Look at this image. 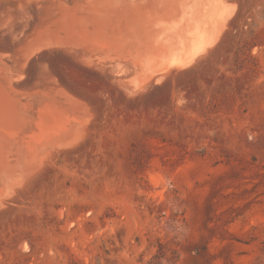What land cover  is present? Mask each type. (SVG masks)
I'll use <instances>...</instances> for the list:
<instances>
[{
  "label": "rangeland",
  "instance_id": "obj_1",
  "mask_svg": "<svg viewBox=\"0 0 264 264\" xmlns=\"http://www.w3.org/2000/svg\"><path fill=\"white\" fill-rule=\"evenodd\" d=\"M181 1L0 0V264H264V0Z\"/></svg>",
  "mask_w": 264,
  "mask_h": 264
},
{
  "label": "bare ground",
  "instance_id": "obj_2",
  "mask_svg": "<svg viewBox=\"0 0 264 264\" xmlns=\"http://www.w3.org/2000/svg\"><path fill=\"white\" fill-rule=\"evenodd\" d=\"M77 1L79 2L80 0H77ZM115 1H117V0H115ZM163 1H165V0H163ZM178 1H179V0H178ZM182 1H184V0H182ZM182 1H181V2H182ZM185 1H187V0H185ZM118 2H119V0H118ZM149 2H150V1H149ZM167 2H168V1H167ZM167 2H166V3H167ZM82 3H83V1H82ZM119 3H121V1H120ZM119 3H118V4H119ZM152 3H157V2H156V0H155V2H152ZM177 3L180 5L179 2H177ZM182 3H183L184 6H185V3H184V2H182ZM182 3H181V4H182ZM114 4H115V3H114ZM170 4H171V3H170ZM183 4H182V5H183ZM81 5H82V4H81ZM119 5H120V4H119ZM155 5H156V4H155ZM158 5H159V2H158V4H157V6H158ZM164 5H165V4H163V9H164ZM175 5H176V7H177V4H175ZM175 5H174V7H175ZM179 5H178V7H179ZM64 6H65V5H64ZM111 6H113V5H111ZM111 6H110V7H111ZM114 6H115V5H114ZM116 6H117V5H116ZM132 6H133V5H132ZM132 6H131V8H132ZM152 6H153V5H152ZM161 6H162V5H161ZM167 6H168V5H167ZM215 6H216V5H215ZM62 7H63V6H62ZM79 7H80V5H79ZM93 7H95V6H93ZM103 7H104V6H103ZM107 7H108V6H107ZM107 7H106V8H107ZM118 7H119V6H118ZM124 7H125V6H124ZM138 7L141 8V6H138ZM138 7H137V8H138ZM148 7H149V6H148ZM155 7H156V6H155ZM158 7H159V6H158ZM158 7H157V10H159V9L161 8V7H160V8L158 9ZM172 7H173V5H172ZM180 7H181V5H180ZM185 7H186V6H185ZM185 7H184V8H185ZM202 7H203V6H202ZM213 7H214V6H213ZM80 8H81V7H80ZM82 8H83V6H82ZM84 8H85V7H84ZM104 8H105V7H104ZM112 8H113V7H112ZM182 8H183V7H182ZM206 8H207V7H206ZM143 9H144V8H143ZM155 9H156V8H155ZM161 9H162V8H161ZM161 9H160V12H162ZM163 9H162V10H163ZM177 9H178V8H177ZM212 9H213V8H212ZM10 10H11V9H10ZM165 10H166V9H165ZM165 10H163V11H165ZM186 10H187V9H186ZM80 11H81V10H80ZM205 11H206V10H205ZM150 12H151V11H150ZM155 12H156V11H155ZM160 12H157V13H160ZM185 12H186V11H185ZM17 13H18V12H17ZM165 13H166V15L168 16L167 12H164V14H165ZM7 14H8V13H7ZM10 14H12V13H10ZM171 14H172V12H171ZM181 14H182V13H181ZM14 15H15V14H14ZM184 15H185V14H183V16H184ZM188 15H189V13L187 14V16H188ZM195 15H196V14H195ZM11 16H12V15H11ZM65 16H66V15H65ZM175 16H176V15H175ZM183 16H180V18L183 17ZM211 16H212V15H211ZM17 17H18V16H17ZM20 17H21V16H20ZM133 17H134V16H133ZM157 17H158V16H156V18H157ZM161 17H162V20H163V16H162V15H161ZM161 17H159V18L161 19ZM165 17H166V16H165ZM184 17H185V16H184ZM184 17H183V18H184ZM189 17H191V16H189ZM214 17H215V16H214ZM214 17H213V18H214ZM224 17H225V16H224ZM21 18H22V17H21ZM21 18H20V19H21ZM153 18H154V17H153ZM210 18H212V17H210ZM210 18H209V21H213V20L210 19ZM8 19H9V18H8ZM14 19H15V18H14ZM22 19H23V18H22ZM145 19H146V18H145ZM167 19L169 20V18H167ZM172 19H173V18H172ZM192 19H193V18H192ZM198 19H201V18H198ZM198 19H197V20H198ZM203 19H204V18H203ZM226 19H227V18H226ZM6 20H7V19H6ZM16 20H17V19H16ZM136 20H137V19H136ZM141 20H142V19H141ZM154 20H155V19H154ZM168 20H167V21H168ZM177 20H178V19H177ZM177 20H176V21H177ZM179 20H180V19H179ZM188 20H189V19H188ZM10 21H12V20H10ZM163 21H164V20H163ZM170 21H171V20H170ZM186 21H187V20H186ZM200 21H201V20H200ZM200 21H199V22H200ZM204 21H205V20H204ZM204 21H203V22H204ZM3 22H4V21H3ZM19 22H20V21H19ZM151 22H152V21H151ZM155 22H156V21H155ZM171 22H174V21H171ZM179 22H180V21H179ZM187 22H188V21H187ZM199 22L196 21V24H198ZM4 23H5V22H4ZM8 23H9V20H8ZM53 23H54V22H52V23L46 28V30L54 29V25H53ZM80 23H81V22H80ZM167 23H168V22H167ZM180 23H182V21H181ZM194 23H195V22H194ZM206 23L209 24V22H206ZM1 24H2V23H1ZM5 24H6V23H5ZM9 24H10V23H9ZM155 24L157 25V23H155ZM170 24H171V23H170ZM192 24H193V23H192ZM200 24H201V22H200ZM200 24H198V25H200ZM203 24H205V22H204ZM212 24H213V23H212ZM212 24H210V25H212ZM225 24H226V23H225ZM44 25H45V24H44ZM55 25H56V24H55ZM61 25H62V22H61ZM78 25H79V24H78ZM152 25H153V24H152ZM152 25H150V26H152ZM166 25H167V24H166ZM166 25H165V27H166ZM174 25H175V24H174ZM176 25L178 26L179 24L176 23ZM181 25H182V24H181ZM189 25H190V24H188V26H189ZM1 26H2V25H1ZM24 26H25V25H24ZM24 26H23V27H24ZM62 26H63V25H62ZM154 26H155V25H154ZM167 26L169 27V25H167ZM182 26H183V25H182ZM182 26H181V27H182ZM190 26H191V25H190ZM203 26H204V27H203ZM205 26H206V25H202L203 28H205ZM26 27H27V26H26ZM39 27H40V26H39ZM66 27H67V26H66ZM70 27H71V26H70ZM70 27H69V28H70ZM155 27H156V26H155ZM172 27H173V26H172ZM172 27L170 26L169 28H171V30L174 31V29H173ZM183 27H184V26H183ZM207 27L210 28V26H208V25H207ZM207 27H206V29H207ZM217 27H218V26H217ZM3 28H4V27H3ZM40 28H41V27H40ZM103 28L106 29L105 26H104ZM103 28H102V29H103ZM108 28H109V27H108ZM166 28H167V27H166ZM192 28H193V27H192ZM192 28H191V29H192ZM194 28H195V27H194ZM209 28H208V29H209ZM211 28H212V27H211ZM211 28H210V29H211ZM14 29H15V28H14ZM14 29H13V30H14ZM135 29H136V28H135ZM150 29H151V28H150ZM153 29H154V28H153ZM160 29H161V28H160ZM208 29H207V30H208ZM210 29H209V30H210ZM222 29H223V28H222ZM0 30H1V29H0ZM13 30H12V31H13ZM21 30H23V29H21ZM39 30H40V29H39ZM67 30H68V29H67ZM126 30H127V28H126ZM162 30H163V29H162ZM162 30H161V32H162ZM168 30H169V29H168ZM171 30H169V31H171ZM175 30H176V28H175ZM209 30H208V33L211 32V31H209ZM16 31H17V30H16ZM16 31H15V32H16ZM18 31H19V30H18ZM35 31H36V30H35ZM49 31H50V30H49ZM92 31H93V30H92ZM146 31H147V30H146ZM152 31H153V30H152ZM192 31H194V29H193ZM203 31H204V30H203ZM203 31H202V32H203ZM15 32H14V33H15ZM42 32H43V31H42ZM50 32H52V30H51ZM97 32H98V31H97ZM136 32H137V31H136ZM140 32H141V31H140ZM174 32L176 33V31H174ZM174 32H173L172 34H175ZM199 32H201V31H199ZM202 32H201V33H202ZM221 32H222V31H221ZM16 33H17V32H16ZM24 33H26V32H24ZM37 33H38V32H37ZM54 33H55V32H54ZM54 33H53V34H54ZM59 33H60V32H59ZM85 33H86V32H85ZM95 33H96V32H95ZM95 33H94V34H95ZM125 33H127V32H125ZM177 33H178V32H177ZM182 33H183V32H182ZM192 33H193V32H192ZM206 33H207V32H206ZM9 34H11V31H10ZM12 34H13V33H12ZM17 34H18V33H17ZM17 34H16V35H17ZM56 34H57V33H56ZM71 34H72V33H71ZM71 34H70V35H71ZM81 34H84V32L81 33ZM135 34H136V33H135ZM135 34H134V35H135ZM141 34H143V33L141 32ZM152 34H153V33H152ZM152 34L150 33V35H152ZM161 34H162V33H160V35H161ZM170 34H171V33H170ZM170 34H169V36H170ZM179 34H180V32H179ZM199 34H200V33H199ZM202 34H203V33H202ZM3 35H4V34H3ZM21 35L23 36L24 34L22 33ZM51 35H52V33H51ZM51 35H50V36H51ZM59 35H60V34H59ZM74 35H76V34H74ZM114 35H115V34H114ZM114 35H113V36H114ZM144 35H145V34H144ZM153 35H154V34H153ZM153 35H152V36H153ZM155 35H156V34H155ZM175 35H176V34H175ZM189 35H190V34H189ZM189 35H188V36H189ZM205 35H206V34H205ZM207 35L209 36V34H207ZM10 36H11V35H10ZM56 36H57V35H56ZM120 36H121V35H120ZM136 36H137V35H136ZM148 36H149V34H148ZM162 36H163V35H162ZM162 36H160V37H162ZM173 36H174V35H173ZM173 36H172V38H173ZM179 36H180V35H179ZM191 36H192V35H190V37H191ZM210 36H211V35H210ZM36 37H37V38H35V39L38 40L39 36H36ZM75 37H76V36H75ZM98 37H99V35H98ZM128 37H129V34H128ZM142 37H143V36H142ZM153 37H155V36H153ZM163 37H164V36H163ZM176 37H177V35H176ZM186 37H187V36H186ZM203 37H205V36H203ZM9 38H11V37H9ZM12 38H13V37H12ZM12 38H11V39H12ZM51 38H52V37H51ZM66 38H67V37H66ZM69 38H70V37H69ZM71 38H72V37H71ZM79 38L82 39V37H78L77 39H79ZM95 38H96V36H95ZM113 38H114V37H113ZM119 38H120V37H119ZM157 38H158V37H157ZM164 38H165V37H164ZM180 38H181V37H180ZM182 38H183V37H182ZM184 38H185V37H184ZM206 38H207V37H206ZM25 39H26V38H25ZM39 39L44 40V34H43V33L40 34V38H39ZM49 39H50V38H49ZM67 39H68V38H67ZM84 39H85V38H84ZM110 39H111V37H110ZM129 39H130V38H129ZM138 39H139V38H138ZM150 39H151V38H150ZM152 39H154V38H152ZM152 39L150 40V41H151L150 43L153 44ZM160 39H161V38H160ZM162 39H163V38H162ZM165 39H166V38H165ZM187 39H188V37H187ZM13 40L17 42L16 38L14 37V39L11 40V41H12V44H13ZM21 40H22V37H21ZM27 40H28V39H27ZM32 40H33V38H32ZM70 40H71V39H70ZM93 40H94V39H93ZM93 40H92V41H93ZM99 40H100V39H99ZM125 40H127V39H125ZM135 40H136V37H135ZM135 40H134V42H135ZM148 40H149V39H148ZM173 40H174V38H173ZM173 40L171 41L172 44H173V43H176V42H173ZM178 40H179V39H178ZM193 40H194V38H193ZM199 40H200V39H199ZM204 40H205V39H204ZM23 41H24V40H23ZM30 41H31V40H30ZM38 41H39V40H38ZM51 41H52V40H51ZM54 41H55V40H54ZM75 41H76V39H75ZM94 41H96V40H94ZM131 41H133V40H130V42H131ZM146 41H147V39H146ZM146 41H144V42H146ZM153 41H155V40H153ZM176 41H177V40H176ZM180 41H181V39H180ZM44 42H45V41H44ZM49 42H50V41H49ZM100 42H101V41H100ZM125 42H126V41H125ZM125 42H122V43H125ZM128 42H129V41H128ZM155 42H156V41H155ZM157 42H159V38H158V41H157ZM157 42H156V46H157V44H159V43L161 42V40H160L159 43H157ZM165 42H166V41L164 40V43H165ZM196 42H198V40H197ZM201 42H202V41H201ZM19 43H20V41H19ZM19 43H18V44H19ZM21 43H22V42H21ZM27 43H28V42H27ZM30 43H31V42H30ZM30 43H28V44H30ZM33 43H34V42H33ZM38 43H39V42H38ZM45 43H47V42H45ZM58 43H60V42H58ZM83 43H84V42H83ZM109 43H110V42H109ZM115 43H117V41H116ZM132 43H133V42H132ZM137 43H138V42H137ZM139 43H142V42L139 41ZM139 43H138V46H139ZM146 43H147V42H146ZM161 43H162V42H161ZM193 43H194V42H193ZM16 44H17V43H16ZM23 44H24V43H23ZM28 44H26V45H28ZM31 44H32V43H31ZM39 44H40V43H39ZM52 44H53V43H52ZM61 44H62V43H61ZM70 44L72 45L71 42H70ZM95 44H96V43H95ZM127 44H128V43H127ZM142 44H143V43H142ZM154 44H155V43H154ZM162 44H163V43H162ZM13 45H14V44H13ZM19 45H20V44H19ZM26 45H25V46H26ZM34 45H35V44H34ZM34 45H33V46H34ZM46 45H47V44H46ZM48 45H50V43H49ZM54 45H55V43H54ZM67 45L69 46V44H66V47H68ZM101 45H102V44H101ZM118 45H119V44H118ZM135 45H136V44H135ZM149 45H150V44H149ZM164 45H165V44H163V46L161 45V50L159 49L160 52H159V51H156V48H157V47L155 48V45H154V47H153L154 49H153V48H152V49L155 50L156 53L158 52V53L160 54V53L163 51V49L166 48V47H165V48L162 49V47H164ZM197 45H198V43H197ZM17 46H18V45H17ZM25 46H24V47H25ZM51 46H52V45H51ZM64 46H65V44H64ZM73 46H74V44H73ZM131 46H132V44H131ZM140 46H141V45H140ZM140 46H139V47H140ZM165 46H166V45H165ZM189 46H190V45H189ZM193 46H194V45H193ZM39 47H40V46H39ZM41 47H42V46H41ZM41 47H40V50H41ZM71 47H72V46H71ZM117 47L121 48L120 45L117 46ZM129 47H130V46H129ZM191 47H192V45H191ZM201 47H202V46H200V49H201ZM16 48H17V47H16ZM18 48H20V47H18ZM27 48H28V47H27ZM47 48H48V47H47ZM69 48H70V47H69ZM122 48H123V46H122ZM122 48H121V49H122ZM136 48H137V47H136ZM150 48H151V47H150ZM158 48H160L159 45H158ZM177 48H178V47H177ZM209 48H210V47H208L207 49H209ZM21 49L23 50L24 48L21 47ZM25 49H26V48H25ZM25 49H24V50H25ZM31 49H32V47H31ZM31 49L28 48V51H29V52H28L27 50H25V51L28 52V53H26V54H28V55H29V54H30V55L33 54V53H32L33 51H30ZM37 49H39V48H37ZM51 49H52V48H51ZM117 49H118V48H117ZM123 49H124V48H123ZM22 50H21V51H22ZM24 50H23V51H24ZM40 50H37V51H40ZM63 50L65 51V49H63ZM118 50H120V49H118ZM147 50H148V49H147ZM147 50L145 51L146 53H147ZM167 50H168V49H167ZM179 50H180V49H179ZM18 51H20V50H18ZM25 51H24V52H25ZM67 51H68V50H67ZM73 51H74V50H73ZM120 51H121V50H120ZM122 51H123V50H122ZM177 51H178V50H177ZM60 52H61V51H60ZM77 52H78V51H77ZM77 52H76V53H77ZM125 52H126V51H125ZM130 52L132 53L131 50H130ZM138 52H143V51H138ZM178 52H179V51H178ZM182 52H183V50H182ZM184 52H185V51H184ZM194 52H195V51H194ZM194 52H193L192 54H194ZM14 53H18V52H14ZM35 53H36V50H35ZM35 53H34V55H35ZM49 53H50V52H49ZM151 53H152V52H151ZM154 53H155V52H154ZM167 53H168V51H167ZM196 53H197V52H195V54H196ZM26 54H25V55H26ZM37 54H38V53H37ZM41 54H42V53H41ZM69 54H70V53H68V55H69ZM71 54H72V53H71ZM85 54H86V53H85ZM144 54H145V53H144ZM144 54H143V55H144ZM159 54H157V55L160 56L162 53H161L160 55H159ZM163 54H164V55H167V54H165V53H163ZM163 54H162V55H163ZM176 54H177V52H176ZM181 54H182V53H181ZM189 54H190V53H189ZM189 54H188V55H189ZM3 55H4V54H3ZM8 55H9V54H8ZM21 55H22V52H21ZM30 55L28 56L29 59H30ZM62 55L65 56L64 54H62ZM86 55H87V54H86ZM153 55L156 56V54H153V53H152L151 56L153 57ZM168 55H169V54H168ZM172 55H173V54H172ZM172 55H171V57L173 58ZM188 55H187V57H188ZM18 56H19V54H18ZM23 56H24V55H22V57H23ZM31 56H32V55H31ZM35 56H36V55H35ZM82 56H83V54H82ZM84 56H85V55H84ZM126 56H127V55H126ZM133 56H135V55H132V57H133ZM146 56H147V55H146ZM24 57H25V56H24ZM28 57H27V58H28ZM72 57H73V56H72ZM130 57H131V56L129 55V58H130ZM142 57H143V56H142ZM167 57H168V56H167ZM171 57H170V59H171ZM177 57H178V56H177ZM12 58H13V57H12ZM15 58H17V57H15ZM15 58H14V59H15ZM68 58H69V57H68ZM119 58H120V56H119ZM126 58H128V56H127ZM135 58H136V56H135ZM138 58L140 59L139 56H138ZM146 58H147V57H146ZM146 58L144 57L145 60H146ZM149 58H150V57H149ZM155 58H156V57H155ZM155 58H153L152 62L154 61ZM165 58H166V57H165ZM185 58H186V57H185ZM185 58H184V59H185ZM2 59H3V58H2ZM2 59H1V60H2ZM21 59H22V58H21ZM79 59H81V58H79ZM117 59H118V58H117ZM121 59H122V58H121ZM136 59H137V58H136ZM139 59H137V60L140 62L141 60H139ZM157 59H159V57H158ZM196 59H197V58H196ZM196 59H194V61H195ZM19 60H20V59H19ZM23 60H24V58H23ZM23 60H22V61H23ZM26 60H27V59H26ZM69 60H70V59H69ZM72 60H73V59H72ZM97 60H98V59H97ZM100 60H101V59H99V61H100ZM123 60H124V59H123ZM127 60H129V59H126V61H127ZM145 60H144V61H145ZM150 60H151V59H150ZM181 60H182V59H181ZM2 61H3V60H2ZM24 61H25V60H24ZM24 61H23V62H24ZM73 61H74V60H73ZM82 61H83V60H82ZM117 61H118V60H117ZM26 62H28V60H27ZM76 62H77V61H76ZM87 62H88V61H87ZM112 62H113V61H112ZM124 62H125V61H124ZM139 62H138L137 64L139 65V67H141V63L139 64ZM146 62H147V60H146ZM146 62H144V65H145ZM152 62H151V63H152ZM155 62H158V61H155ZM155 62H154V64H155ZM159 62H160V61H159ZM159 62H158V63H159ZM164 62H166V61H164ZM197 62H198V61H197ZM16 63H17V61H16ZM16 63H14V64H16ZM18 63H19V62H18ZM18 63H17V64H18ZM21 63H22V62H21ZM78 63H79V62H78ZM93 63H94V62H93ZM95 63H96V62H95ZM97 63H98V62H97ZM100 63H102V62H100ZM100 63H99V64H100ZM125 63H127V62H125ZM125 63H123V66H122V65H121L122 62H121L120 65H121L122 67L125 68V66H127V65H124ZM128 63H129V62H128ZM166 63H167V62H166ZM173 63H174V62H173ZM173 63H172V64H173ZM175 63H176V62H175ZM190 63H191V62H190ZM192 63H193V62H192ZM17 64H16V65H17ZM24 64H25V63H24ZM102 64H103V63H102ZM104 64H105V63H104ZM104 64L101 65V66L105 67ZM137 64H136V65H137ZM160 64H162V63L160 62ZM188 64H189V63H188ZM193 64H194V63H193ZM193 64H191V65L193 66ZM19 65H20V64H19ZM43 65H45V64H43ZM94 65H95V64H94ZM129 65H130V64H129ZM151 65H152V64H151ZM156 65H158V64H156ZM162 65H163V64H162ZM169 65H171V64H169ZM185 65H186L185 63H184V64H183V63L180 64V62H179V65H175V66L182 67V66H185ZM45 66H46V65H45ZM76 66H77V65H76ZM86 66H87V65H86ZM86 66H85V67H86ZM95 66H97V65H95ZM98 66H100V65H98ZM107 66H108V64H107ZM112 66H113V69H114V65H111V68H112ZM28 67H29V66H28ZM83 67H84V66H83ZM89 67H90V66H89ZM115 67H116V65H115ZM122 67H121V68H122ZM130 67H131V66H130ZM146 67H147V65L145 66V69H146ZM171 67H174V66L171 65ZM185 67H186V66H185ZM188 67H189V66H188ZM22 68H24V66H23ZM44 68H45V67H44ZM127 68H129V67H127ZM136 68H137V67H136ZM142 68H143V67H142ZM154 68H155V67H154ZM47 69H48V68H46V70H47ZM95 69H96V68H95ZM101 69H102V68H101ZM139 69L141 70V68H139ZM180 69H182V68H180ZM184 69H186V68H184ZM42 70H43V69H42ZM98 70H99V69H98ZM127 70H128V69H127ZM133 70H134V69H133ZM133 70L130 69V73H131V71H133ZM135 70H136V69H135ZM137 70H138V69H137ZM146 70H147V69H146ZM146 70H145V71H146ZM170 70L172 71V69H170ZM177 70H178V69H177ZM177 70H176V71H177ZM116 71H117V70H116ZM124 71H126V70H124ZM141 71H142V70H141ZM143 71H144V70H143ZM44 72H46V71H44ZM84 72H85V71H84ZM108 72H109V71H108ZM121 72H123V71L121 70ZM121 72H120V76H121ZM126 72H127V71H126ZM149 72H150V71H149ZM149 72H148V73H149ZM169 72H170V71H169ZM110 73H111V70H110ZM127 73H128V72H127ZM127 73H126V74H127ZM130 73H128V75H129ZM133 73H134V72H133ZM133 73H132V74H133ZM136 73H137V72H136ZM139 73H140V71H139ZM167 73H168V70H166L165 72H162V73H161V77L158 78V81L161 82V80L164 78V76L168 75ZM172 73H173V72H172ZM41 74H42V73H41ZM44 74H45V73H44ZM111 74H112V73H111ZM134 74H135V73H134ZM142 74H143V72H142ZM122 75H123V77L125 76V74H122ZM138 75H139V74H138ZM143 75H145V74H143ZM149 75H150V74H149ZM44 76H45V75H44ZM44 76H43V78H45ZM115 76H116V75H115ZM135 76H136V75H135ZM157 76H158V75H157ZM131 77L134 78V76H130L129 78H130V79H133V78H131ZM136 77H138V76H136ZM142 77H144V76H142ZM41 78H42V77H41ZM118 78L120 79V77H118ZM118 78H116V79H118ZM154 78H156V75L153 76V80H154ZM116 79H115V81H117ZM121 79H122V78H121ZM139 79H142L141 76L139 77ZM58 80H59V79H58ZM126 80H127V78H126ZM153 80H152V81H153ZM36 81H37V80H36ZM41 81H44V80H41ZM45 81H46V80H45ZM47 81H48V80H47ZM56 81H57V80H56ZM113 81H114V80H113ZM118 81H119V80H118ZM118 81H117V82H118ZM121 81H123V80H121ZM121 81H120V82H121ZM18 82H19V81H18ZM39 82H40V81H39ZM72 82H73V81H72ZM127 82H128V80H127ZM130 82L132 83L133 81H130ZM130 82H129V83H130ZM2 83H3V82H2ZM28 83H29V82H28ZM37 83H38V81H37ZM37 83H36V84H37ZM46 83H47V82H46ZM84 83H85V82H84ZM123 83H125V81H123ZM151 83H153V82H151ZM9 84H10V83H9ZM39 84L42 85L41 82L38 83V85H39ZM43 84H44V82H43ZM47 84H48V83H47ZM54 84H56L55 81H54ZM147 84H148V83H147ZM149 84H150V82H149ZM57 85H58V84H56V86H57ZM122 85H124V84H122ZM35 86H36V85H35ZM63 86H65V85H63ZM2 87H3V89H4V86H3V85H2ZM2 87H1V88H2ZM31 87H32V86H31ZM67 87H68V86H67ZM145 87H146V85H145ZM45 88H46V86H45ZM55 88H56V87H55ZM120 88H121V87H120ZM13 89H14V88H13ZM48 89H49V88H48ZM51 89H52V88H51ZM51 89H50V90H51ZM67 89H68V88H67ZM70 89H71V87H70ZM4 90H5V89H4ZM8 90H9V89H8ZM29 90H31V89H29ZM34 90H35V89H34ZM54 90H55V89H54ZM54 90H53V91H54ZM57 90H58V87H57ZM65 90H66V89H65ZM68 90H69V89H68ZM11 91H12V90H11ZM38 91H39V90H38ZM40 91H41V90H40ZM40 91H39V92H40ZM51 91H52V90H51ZM51 91H50V92H51ZM59 91H60V90H59ZM69 91H70V90H69ZM78 91H79V90H78ZM33 92H34V91H33ZM60 92H61V91H60ZM67 92H68V91H67ZM74 92H75V91H74ZM6 93H7V92H6ZM22 93H23V92H22ZM28 93H29V92H28ZM36 93H37V92H36ZM48 93H49V92H48ZM34 94H35V93H34ZM40 94H42V93L40 92ZM49 94H50V93H49ZM49 94H47V95L49 96ZM61 94H62V92H61ZM61 94H60V95H61ZM76 94H78V93H76ZM25 95H26V94H25ZM37 95H39V94H37ZM57 95H58V94H57ZM64 95H65V94H64ZM68 95H69V97H70V94H68ZM68 95H66V97H68ZM5 96H6V95H5ZM11 96H12V95H11ZM17 96H18V95H17ZM23 96H24V95H23ZM26 96H27V95H26ZM31 96H33V94H32ZM39 96L42 97V95H39ZM45 96H46V94H45V92H44V93H43V98L46 99ZM61 96H62V95H61ZM76 96H77V95H76ZM76 96H75V97H76ZM79 96H82V95H79ZM33 97H34V96H33ZM37 97H38V96H37ZM41 97L39 98V100L41 99ZM6 98H7V97H6ZM43 98H42V100H43ZM47 98H49V97H47ZM56 98H57V96H56ZM70 98H72V97H70ZM83 98H84V97H83ZM8 99H10V98H8ZM19 99H20V98H19ZM25 99H26V98H25ZM29 99H30V98H29ZM35 99H36V97H35ZM58 99H60V98H58ZM73 99H74V100H72V101H74V102H72V101L69 100V104H70V102L73 103V104L76 102V104L78 103V105H79V103H80L79 100H78V102H77V101H76L77 99H75V98H73ZM5 100H6V99H5ZM11 100L13 101L12 97H11ZM14 100H15V98H14ZM39 100H38V101H39ZM66 100H68V99L66 98ZM66 100H64V104H65V101H66ZM6 101H7V100H6ZM12 101H11V102H12ZM17 101H18V100H17ZM20 101H21V100H20ZM32 101H33V100H32ZM32 101H31V102H32ZM40 101H41V100H40ZM47 101H48V100H47ZM21 102H22V101H21ZM21 102H20V103H21ZM28 102H29V101H28ZM28 102H27V103H28ZM59 102H61V101H59ZM62 102H63V101H62ZM62 102H61V103H62ZM82 102H83V101H82ZM12 103H13V102H12ZM33 103H34V102H33ZM39 103H40V102H39ZM43 103L45 104V109H43V110H44V113H45V111H46V114H48V115L51 114V113H47L46 108H47V109H48V107H49V108H52V110H49V109H48V111H53V108H54V107H53V105H51L52 103L50 102V103H51V104H50L51 107L48 105L49 101H48L47 103H45V101H44ZM84 103H85V101H84ZM86 103H87V102H86ZM22 104H23V103H22ZM29 104H30V103H29ZM46 104H47L48 107H46ZM64 104L62 105V107L64 106ZM66 104H67V102H66ZM7 105H8V104H7ZM14 105H16V103H15ZM14 105L12 104V107H13ZM19 105H20V104H19ZM24 105H25V104H24ZM67 105H68V104H67ZM81 105H82V103L80 104V107H81V109H82V106H81ZM83 105H84V104H83ZM85 105H86V104H85ZM22 106H23V105H22ZM32 106H33V104H32ZM75 106H76V105H75ZM75 106H74V107H75ZM12 107H11V105H10V108H12ZM15 107H16V106H14V108H12L13 111L18 110V109H15ZM23 107H24V106H23ZM29 107H31V106L29 105ZM29 107H28V108H29ZM65 107H66V106H65ZM65 107H64V108H65ZM67 107H70V106L68 105ZM71 107H72V106H71ZM71 107H70V108H71ZM78 107H79V106H78ZM78 107H77V111H79V110H78ZM43 108H44V106H43ZM59 108H60V109H59L58 111L60 112V111H61V107H59ZM64 108H63V109H64ZM70 108H69V109H70ZM83 108H84V107H83ZM14 109H15V110H14ZM22 109H23V108H22ZM25 109H26V108H25ZM30 109H31V108H30ZM30 109H29V110H30ZM63 109H62V114L64 115L65 112H63ZM65 109H66V108H65ZM79 109H80V108H79ZM81 109H80V110H81ZM5 110H6V108H5ZM10 110H11V109H10ZM26 110L28 111V109H26ZM26 110H24V111L26 112ZM41 110H42V109H41ZM55 110H56V109H55ZM55 110H54V111H55ZM72 110H73V108H72ZM74 110L76 111V109H74ZM83 110L86 111V109H83ZM83 110H82V113H84ZM11 111H12V110H11ZM11 111H10V112H11ZM18 111H19V110H18ZM22 111H23V110H22ZM24 111H23V112H24ZM56 111H57V110H56ZM58 111H57V112H58ZM65 111H66V110H65ZM69 111H70V110H69ZM77 111H76V112H77ZM3 112H4V111H3ZM16 112H17V111H16ZM40 112H41V111H40ZM59 112H58V113H59ZM76 112H74V113H76ZM87 112H88V111H87ZM19 113H20V114H19V118H20V115H23L24 113H23V114H22L21 112H19ZM72 113H73V112H71V114H72ZM74 113H73V114H74ZM79 113H80V111H79ZM82 113H81V114H82ZM10 114H11V113H10ZM12 114H14V113H12ZM66 114H69V113H66ZM73 114H72V115H73ZM87 114H88V113H87ZM41 115H42V114H41ZM63 115H61V116H63ZM2 116H3V115H2ZM12 116H13V115H12ZM14 116H15V114H14ZM23 116H24V115H23ZM25 116H26V115H25ZM39 116H40V114H39ZM66 116H67V115H66ZM77 116H79V115H75V117H77ZM7 117H9V116H7ZM7 117H6V118H7ZM10 117H11V115H10ZM16 117H17V116H16ZM40 117L43 118L44 116L42 115V116H40ZM68 117H69V116H68ZM13 118H15V117H13ZM22 118H23V117H22ZM31 118H32V117H31ZM45 118H46V116H45ZM48 118H50V116H48ZM55 118H57V117H55ZM55 118H54V119H55ZM70 118H71V117H70ZM79 118H80V116L78 117V120H79ZM81 118H83V116H82ZM81 118H80V119H81ZM29 119H30V118H29ZM43 119H44V118H43ZM64 119H65V118H64ZM75 119H76V118H75ZM75 119H73V120H75ZM5 120H6V119H5ZM5 120L3 119V121H5ZM10 120H11V119H10ZM15 120H16V118H15ZM26 120H27V117H26ZM47 120H48V119L46 118V121H47ZM52 120H53V119H52ZM56 120H58V119H56ZM67 120H68V119H67ZM76 120H77V119H76ZM78 120H77V123H78ZM81 120H82V119H81ZM17 121H18V119H17ZM24 121H25V119H24ZM33 121H34V120H33ZM33 121H31V123H32ZM39 121L42 122V119H40ZM46 121H45V122H46ZM48 121H49V120H48ZM50 121H51V120H50ZM54 121H55V120H54ZM69 121H70V119H69ZM69 121H68V123H70ZM71 121H72V120H71ZM1 122H2V121H0V123H1ZM12 122H13V123H12ZM12 122L10 123V125L12 124V126H14V125H13V124H14V121H12ZM79 122H80V121H79ZM8 123H9V122L7 121V124H8ZM22 123H23V122H22ZM38 123H39V122H38ZM66 123H67V122H66ZM81 123H82V122H81ZM81 123H78V124H81ZM1 124H2V123H1ZM16 124H17V123H16ZM18 124H19V122H18ZM20 124H21V122H20ZM34 124H36V123H34ZM41 124L43 125V122H42ZM50 124H51V123H50ZM53 124H54V123H53ZM63 124H64V123H63ZM74 124H75V123H74ZM10 125H9V127H10ZM29 125H31V124H29ZM54 125H55V124H54ZM67 125H68V124H67ZM70 125H71V124H70ZM75 125H76V124H75ZM0 126H1V125H0ZM17 126H19V125H17ZM22 126H23V124H22ZM22 126H19V127H22ZM48 126H49V125H48ZM59 126L61 127L60 123H59ZM72 126H73V128H74V125H72ZM72 126H71V128H72ZM5 127H6V126H5ZM14 127H15V126H14ZM65 127H66V126H65ZM65 127H63V128H65ZM44 128H45V127H44ZM47 128H48V127H47ZM47 128H46V129H47ZM6 129H7V128H6ZM15 129H16V128H15ZM15 129L12 130V132L15 131ZM19 129H21V128H18V130H19ZM24 129H25V128H24ZM67 129L70 130V127L67 128ZM67 129L65 128V129H63V130H66V131H67ZM18 130H16V131H18ZM24 131H28V130L25 129ZM39 131H40V130H39ZM48 131L50 132V129H49ZM71 131H75V130H74V129H73V130L71 129ZM80 131H81V130H80ZM0 132H1V131H0ZM37 132H38V131H37ZM49 132H48V134H49ZM75 132H76V131H75ZM83 132H84V130H83ZM17 133H18V132H17ZM19 133H20V132H19ZM34 133H35V132H34ZM70 133H72V132H70ZM73 133H74V132H73ZM80 133H81V132H80ZM80 133H79V134L77 133L76 137L81 136L82 134H83V135L85 134V133H81V134H80ZM5 135H6V134H5ZM5 135H4V136H5ZM21 135H22V134H21ZM38 135H39V134H38ZM65 135H67V133H66ZM68 135H69V134H68ZM71 135H72V134H71ZM17 136H18V135H17ZM19 136H20V135H19ZM31 136H32V135H31ZM47 136H48V135L46 134V137H47ZM49 136H50V134H49ZM1 137H2V136H1ZM14 137H15V134H14ZM54 137H56V135H55ZM57 137H58V140L61 139V138H59L58 135H57ZM57 137H56V138H57ZM62 137H64L63 134H62ZM68 137H69V136H68ZM83 137H84V136H83ZM83 137H82V138H83ZM12 138H13V137H12ZM71 138H72V136H71ZM74 138H75V137H74ZM78 138H79V137H78ZM84 138H85V137H84ZM14 139L16 140L17 138H14ZM14 139H13V140H14ZM24 139H25V137H24ZM43 139H44V137H43ZM52 139H53V138H52ZM62 139H64V138H62ZM62 139L60 140V142L62 141ZM72 139H73V138H72ZM79 139H80V138H79ZM0 140H2V138H1ZM33 140H34V138H33ZM41 140H42V139H41ZM41 140H40V141H41ZM65 140H66V139H65ZM67 140H68V138H67ZM70 140H71V139H69L68 141H70ZM75 140H76V139H75ZM81 140H82V139H81ZM6 141H7V140H6ZM19 141H20V140H19ZM38 141H39V140H38ZM44 141H45V140H44ZM78 141H79V140H78ZM8 142H9V141H8ZM14 142H15V141H14ZM56 142H57V140H56ZM58 142H59V141H58ZM63 142H64V140H63ZM18 143H19V142H18ZM30 143H32V141H31ZM35 143H36V142H35ZM37 143H38V142H37ZM43 143H44V142H43ZM43 143H42V141H41V145H39V146H43V145H42ZM45 143H46V141H45ZM45 143H44V144H45ZM65 143H67V142H65ZM65 143H64V144H65ZM69 143H70V142H69ZM74 143H78V142H74ZM80 143H81V142H80ZM7 144H9V143H7ZM46 144H47V143H46ZM67 144H68V143H67ZM1 145H2V143L0 142V146H1ZM47 145H48V144H47ZM51 145H52V144H51ZM57 145H58V144H57ZM10 146H11V147H9V148H12V145H10ZM14 146H16V145H14ZM36 146H37V145H36ZM68 146H69V145H68ZM3 147H4V146H3ZM28 147H29V145H28ZM33 147H34V146H33ZM43 147H45V146H43ZM61 147H62V146H61ZM5 148H7V147L5 146ZM19 148H21V147H18V149H19ZM35 148H36V147H35ZM38 148H39V147H38ZM45 148H47V146H46ZM58 148H59V145H58ZM62 148H63V147H62ZM65 148H66V147H65ZM65 148H64V149H65ZM73 148H74V147H73ZM7 149H8V148H7ZM13 149H14V147H13ZM66 149H67V148H66ZM23 150H24V149H23ZM38 150H39V149H37L36 152H39ZM42 150H44V149H42ZM51 150H52V148H51ZM5 151H6V150H5ZM21 151H22V149H21ZM21 151H20V152H21ZM24 151H25V150H24ZM34 151H35V150H34ZM44 151L49 152L50 150H48V151H47V150H44ZM52 151H53V150H52ZM52 151L49 152V153H52ZM55 151H56V150H55ZM60 151H61V150H60ZM6 152H7V151H6ZM10 152L12 153L13 151H10ZM15 152H16V151H15ZM40 152H42V151L40 150ZM46 152H45V154H46ZM57 152H58V150H57ZM57 152H56V153H57ZM28 153H29V152H28ZM42 153H43V152H42ZM53 153L55 154L54 151H53ZM53 153H52V154H53ZM7 154H8V153H6V155H7ZM12 154H13V153H12ZM21 154H22V153H21ZM34 154H35V153H34ZM36 154H37V153H36ZM47 154H48V153H47ZM54 154H53V156H55ZM15 155H16V154H15ZM31 155H33V154H31ZM43 155H44V154H43ZM43 155H42V156H43ZM11 156H12V155H11ZM13 156H14V155H13ZM13 156H12V158H13ZM17 156H18V155H17ZM23 156H24V155H23ZM40 156H41V155H40ZM48 156H49V155H48ZM44 157H47V156H44ZM49 157H50V156H49ZM15 158H17V157H15ZM19 158H20V157H19ZM21 158H22V157H21ZM24 158H25V157H24ZM35 158H36V156H35ZM47 158H48V157H47ZM50 158H51V157H50ZM1 159H2V158H1ZM1 159H0V160H1ZM10 159H11V158H10ZM13 159H14V158H13ZM27 159L29 160L30 157L27 158ZM33 159H34V158H33ZM33 159L31 158V161H32ZM42 159H43V157H42ZM44 159H46V158H44ZM44 159H43V161H44ZM48 159H49V158H48ZM48 159H47V160H48ZM20 160H21V159H20ZM25 160H26V159H25ZM47 160H45V161H46L47 163H50V162H48ZM50 160H51V159H50ZM52 160H53V158H52ZM12 161H13V160H12ZM12 161H11V162H12ZM17 161H19V160H17ZM38 161H39V160H38ZM13 162H14V161H13ZM39 162H40V161H39ZM16 163H17V162H16ZM22 163H23V162H22ZM29 163H30V162H29ZM42 163H44V162L41 161V164H42ZM31 164H32V163H31ZM31 164H30V165H31ZM46 165H47V164H46ZM0 166H1V165H0ZM9 166H10V164H9ZM19 166H20V165H18V168H21V167H19ZM24 166H25V165H24ZM39 166H40V164H39ZM39 166H38V167H39ZM44 166H45V165H44ZM40 167H41V166H40ZM40 167H39V169H40ZM1 168H2V167H1ZM14 168H15V167H14ZM16 168H17V167H16ZM22 168H23V167H22ZM27 168H28V165H27V167H26L25 169H27ZM9 169H10V167H9ZM37 169H38V168H37ZM2 170H3V169H2ZM7 170H8V169H7ZM7 170H5V171H7ZM36 171H37V170H36ZM3 172H4V171H3ZM7 172H9V171H7ZM30 172H31V170H30ZM30 172L28 171L27 173H30ZM32 172H34V170H32ZM32 172H31V173H32ZM34 173H35V172H34ZM8 174H9V173H8ZM23 174H26V173H23ZM21 176H22V174H21ZM27 176H28V175H27ZM25 177H26V176H25ZM22 178H23V177H22ZM28 178H29V177H28ZM33 178H34V177H33ZM23 179H25V178H23ZM23 179H22V180H23ZM31 179H32V177H31ZM25 180H26V179H25ZM25 180H24V181H25ZM24 181H23V183H24ZM30 181H31V180H30Z\"/></svg>",
  "mask_w": 264,
  "mask_h": 264
},
{
  "label": "crops",
  "instance_id": "obj_3",
  "mask_svg": "<svg viewBox=\"0 0 264 264\" xmlns=\"http://www.w3.org/2000/svg\"><path fill=\"white\" fill-rule=\"evenodd\" d=\"M88 13L90 14V17L93 18L94 17V14H95V11L89 10Z\"/></svg>",
  "mask_w": 264,
  "mask_h": 264
}]
</instances>
